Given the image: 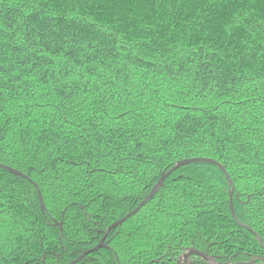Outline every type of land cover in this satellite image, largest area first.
<instances>
[{
	"label": "trees",
	"instance_id": "trees-1",
	"mask_svg": "<svg viewBox=\"0 0 264 264\" xmlns=\"http://www.w3.org/2000/svg\"><path fill=\"white\" fill-rule=\"evenodd\" d=\"M0 165V264L264 263V0H0Z\"/></svg>",
	"mask_w": 264,
	"mask_h": 264
},
{
	"label": "water",
	"instance_id": "water-1",
	"mask_svg": "<svg viewBox=\"0 0 264 264\" xmlns=\"http://www.w3.org/2000/svg\"><path fill=\"white\" fill-rule=\"evenodd\" d=\"M192 162H206V163H211V164L217 165L224 172V174L226 176V179H227V181L229 183V186L232 188V186H231L232 185V182L229 179L228 174L226 173L225 169L222 166H220L217 162H215L213 160H210V159H189V160L180 161L174 168L170 169L167 172H164L162 174L161 178L158 180L157 184L154 186V188L151 191V193L132 212H130L129 214H127L123 219H121V220L113 223V225H111L108 228V231H110L111 229L116 228L117 226H120L127 219H129L130 217L134 216L146 203H148L154 197V195L156 194V192L162 186L164 180L167 178V176L171 172H173L174 170L180 168L181 166H184V165L189 164V163H192ZM0 167L4 168L6 171H8V172H10V173H12V174H14L16 176H20V177H23V178H27V176H24L21 173L15 171V170H12L11 168H8V167L3 166V165H0ZM36 190H37V194H38V197H39V200H40V203H41V208L44 209V207H43V201H42V197H41V193H40V191H39V189L37 187H36ZM231 193H232V190L230 191V208H231V212L233 213V208H232V203H231L232 202ZM57 225H58V227H60L61 226V223H59ZM105 246L106 245L104 244V240H103L97 246H95L94 248H92V249H90L88 251L83 252L76 260L72 261L70 264H76V263L80 262L88 254L93 253V252L97 251L98 249H100L102 247H105ZM190 256H197V257L201 258L204 262H207L208 264H211V263H213V262L216 261L213 257H210V256H208L205 253H202V252H199V251H196V250H190V251H188L187 253H185L182 256L183 262H186L187 263V260H188V258ZM216 264H219V263H216ZM235 264H264V263H257V262H255V261L252 260V261H249V262H239V263H235Z\"/></svg>",
	"mask_w": 264,
	"mask_h": 264
},
{
	"label": "flooded vegetation",
	"instance_id": "flooded-vegetation-1",
	"mask_svg": "<svg viewBox=\"0 0 264 264\" xmlns=\"http://www.w3.org/2000/svg\"><path fill=\"white\" fill-rule=\"evenodd\" d=\"M183 255H184V254H183ZM183 255H182V256H183ZM182 256L179 258V260H178V264H192V261H191V257H192V256H190V257L188 258L187 263H186V262H183ZM199 264H208V263H207V262H204V261L200 258V262H199Z\"/></svg>",
	"mask_w": 264,
	"mask_h": 264
},
{
	"label": "built area",
	"instance_id": "built-area-1",
	"mask_svg": "<svg viewBox=\"0 0 264 264\" xmlns=\"http://www.w3.org/2000/svg\"><path fill=\"white\" fill-rule=\"evenodd\" d=\"M211 264H216V263H211Z\"/></svg>",
	"mask_w": 264,
	"mask_h": 264
}]
</instances>
